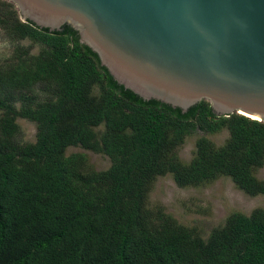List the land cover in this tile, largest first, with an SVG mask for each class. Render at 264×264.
<instances>
[{
    "label": "trees",
    "instance_id": "trees-1",
    "mask_svg": "<svg viewBox=\"0 0 264 264\" xmlns=\"http://www.w3.org/2000/svg\"><path fill=\"white\" fill-rule=\"evenodd\" d=\"M0 31L16 48L0 64V264H264V209L234 213L204 239L162 207H149L159 177L179 188L228 177L264 196V122L217 116L208 101L187 112L119 84L67 24L24 23L0 0ZM29 41L23 46L20 42ZM38 52L34 53V48ZM18 119L36 124L24 142ZM198 137L189 163L178 151ZM104 154L96 171L84 154Z\"/></svg>",
    "mask_w": 264,
    "mask_h": 264
},
{
    "label": "water",
    "instance_id": "water-1",
    "mask_svg": "<svg viewBox=\"0 0 264 264\" xmlns=\"http://www.w3.org/2000/svg\"><path fill=\"white\" fill-rule=\"evenodd\" d=\"M24 23L71 25L145 100L264 122V0H6Z\"/></svg>",
    "mask_w": 264,
    "mask_h": 264
},
{
    "label": "rangeland",
    "instance_id": "rangeland-1",
    "mask_svg": "<svg viewBox=\"0 0 264 264\" xmlns=\"http://www.w3.org/2000/svg\"><path fill=\"white\" fill-rule=\"evenodd\" d=\"M19 44L31 45L29 41H23ZM16 45L0 31V64L12 57ZM37 52L38 48L35 47L34 53ZM17 122L22 129L23 141L35 142L36 124L26 119H18ZM200 136H205L217 146H222L229 134L227 130H224L213 135L198 132L188 137L178 151L183 162L189 163L193 159L195 144ZM75 153L86 155L89 164L96 171H104L111 166L110 159L104 154L85 150L81 147H70L66 151V155ZM256 177L264 180V168L256 172ZM149 207L152 209L162 207L180 224L195 228L202 238L207 239L212 230L223 226L230 215L234 213L250 215L255 209H264V196H248L239 190L228 177H221L199 187L179 188L172 176L167 175L159 177L155 181L149 197Z\"/></svg>",
    "mask_w": 264,
    "mask_h": 264
}]
</instances>
